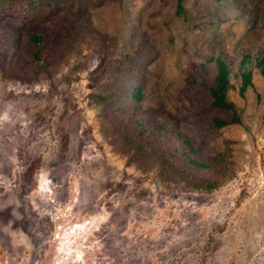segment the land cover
Returning <instances> with one entry per match:
<instances>
[{
    "label": "rangeland",
    "instance_id": "1",
    "mask_svg": "<svg viewBox=\"0 0 264 264\" xmlns=\"http://www.w3.org/2000/svg\"><path fill=\"white\" fill-rule=\"evenodd\" d=\"M181 3L0 0V264H264V0Z\"/></svg>",
    "mask_w": 264,
    "mask_h": 264
},
{
    "label": "trees",
    "instance_id": "2",
    "mask_svg": "<svg viewBox=\"0 0 264 264\" xmlns=\"http://www.w3.org/2000/svg\"><path fill=\"white\" fill-rule=\"evenodd\" d=\"M182 0H178V12L183 13V7H182ZM32 49H31V56L32 61L35 63H38L41 61V53L44 50V37L39 34H34L30 38ZM249 60L250 58L245 56L242 60L243 65L241 68L243 70H246L249 67ZM256 65L260 69V73L264 79V58H258L256 60ZM216 66H217V76L215 78V85L211 88V95L214 99L213 106L225 111L228 114V119H221V118H215L214 119V126L218 129L224 128L230 125H237L241 123L240 119V112L236 108L235 104L228 99V92L230 89H232L231 80H230V71L227 64L222 59L216 60ZM242 84L240 88V92L243 95L244 92L247 90L248 87L252 85V71L246 70L242 74ZM140 126V125H138ZM185 150L187 152L184 153L185 156L188 157L189 165L190 166H196L201 169H206L208 165L206 163H200L193 159V147L186 142V148ZM186 166H180V169L185 171ZM194 181L195 187L198 189H207L211 190L214 187H216V184L212 183L210 180L204 179H191Z\"/></svg>",
    "mask_w": 264,
    "mask_h": 264
}]
</instances>
